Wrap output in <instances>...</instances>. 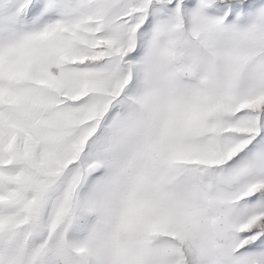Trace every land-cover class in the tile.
<instances>
[{
  "label": "snow or ice",
  "instance_id": "1",
  "mask_svg": "<svg viewBox=\"0 0 264 264\" xmlns=\"http://www.w3.org/2000/svg\"><path fill=\"white\" fill-rule=\"evenodd\" d=\"M0 264H264V0H0Z\"/></svg>",
  "mask_w": 264,
  "mask_h": 264
}]
</instances>
